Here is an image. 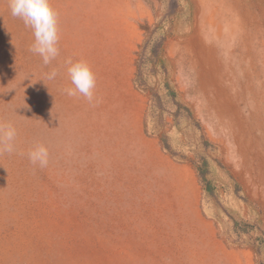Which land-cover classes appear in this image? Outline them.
Instances as JSON below:
<instances>
[{
	"label": "rangeland",
	"instance_id": "obj_1",
	"mask_svg": "<svg viewBox=\"0 0 264 264\" xmlns=\"http://www.w3.org/2000/svg\"><path fill=\"white\" fill-rule=\"evenodd\" d=\"M50 3L60 55L45 66L0 0V122L17 129V151L0 154V264H255L218 218L231 221L224 208L264 225V0H180L162 43L165 77L223 166L213 162L215 198L189 161L166 162L138 136L149 96L133 85L135 61L162 0ZM67 57L95 73L93 103L62 91ZM36 143L45 168L27 158Z\"/></svg>",
	"mask_w": 264,
	"mask_h": 264
},
{
	"label": "trees",
	"instance_id": "obj_2",
	"mask_svg": "<svg viewBox=\"0 0 264 264\" xmlns=\"http://www.w3.org/2000/svg\"><path fill=\"white\" fill-rule=\"evenodd\" d=\"M180 8V0H162L161 14L139 46L135 61L133 85L136 89L147 91L149 96L148 107L143 119V130L148 136L157 137L161 150L175 161H189L196 172L203 194L215 198V186L212 175L215 169L213 162L220 163L210 156L215 146L204 136L202 128L194 117L189 106L183 103L177 90L167 79L166 67L162 59V43L166 38V30L171 17ZM172 120L171 131L181 134L184 144L178 149L180 142L174 143L170 139V132L164 131L165 118ZM192 154L189 158L186 154ZM222 168L223 166L220 165ZM232 180L231 178H229ZM234 196L240 197L239 184L233 182ZM231 221L218 218L219 226L225 240L230 245L245 246L252 250L255 264H264V225L261 221L240 219L226 212ZM218 217L219 215L215 213ZM215 219L214 216H209Z\"/></svg>",
	"mask_w": 264,
	"mask_h": 264
},
{
	"label": "clouds",
	"instance_id": "obj_3",
	"mask_svg": "<svg viewBox=\"0 0 264 264\" xmlns=\"http://www.w3.org/2000/svg\"><path fill=\"white\" fill-rule=\"evenodd\" d=\"M10 13L23 21L33 35L30 51L41 58L42 63L50 65L60 55V31L58 13L50 0H8ZM67 77L71 87L62 91L69 97L81 96L90 104L96 100V76L86 60L67 57L64 60ZM58 75L53 69L46 73L48 80ZM17 129L11 122H0V154H12L17 151ZM23 154V153H21ZM49 150L42 143L34 144L27 151L29 162L36 167L45 168L49 164Z\"/></svg>",
	"mask_w": 264,
	"mask_h": 264
},
{
	"label": "crops",
	"instance_id": "obj_4",
	"mask_svg": "<svg viewBox=\"0 0 264 264\" xmlns=\"http://www.w3.org/2000/svg\"><path fill=\"white\" fill-rule=\"evenodd\" d=\"M139 137H141V138H143V139H145V140H149L150 141V143L152 142H154L155 144H153V148H150L153 152H157V153H159V155L162 157V159L165 161L166 160V162H169V161H172L171 160V158L166 154V153H164L162 150H161V147H160V145H159V142H158V140H157V138L156 137H154V136H148V135H146L145 133H144V130H143V126H141V127H139ZM203 221H209V220H207V219H203Z\"/></svg>",
	"mask_w": 264,
	"mask_h": 264
},
{
	"label": "bare ground",
	"instance_id": "obj_5",
	"mask_svg": "<svg viewBox=\"0 0 264 264\" xmlns=\"http://www.w3.org/2000/svg\"><path fill=\"white\" fill-rule=\"evenodd\" d=\"M204 80V79H203Z\"/></svg>",
	"mask_w": 264,
	"mask_h": 264
}]
</instances>
